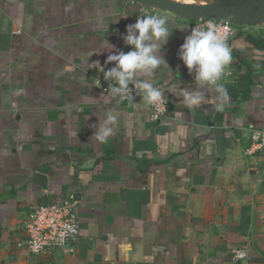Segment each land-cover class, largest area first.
I'll return each mask as SVG.
<instances>
[{"label": "crops", "instance_id": "obj_1", "mask_svg": "<svg viewBox=\"0 0 264 264\" xmlns=\"http://www.w3.org/2000/svg\"><path fill=\"white\" fill-rule=\"evenodd\" d=\"M157 12L171 34L168 69L152 78L167 98L156 123L143 99L105 103L92 63L113 67L105 41L131 50L126 26ZM192 28L133 0H0V264H232L236 248L264 264V151L250 143L264 129V22L229 42V99L204 89L196 108L178 91L195 88L178 57ZM109 111L113 135L98 143L94 125ZM71 194L74 255L19 246L32 208Z\"/></svg>", "mask_w": 264, "mask_h": 264}, {"label": "clouds", "instance_id": "obj_2", "mask_svg": "<svg viewBox=\"0 0 264 264\" xmlns=\"http://www.w3.org/2000/svg\"><path fill=\"white\" fill-rule=\"evenodd\" d=\"M170 34L167 18L157 12L140 15L135 23L126 26V34L122 39L131 50L113 51L115 45L105 41L106 46L102 51L111 54L107 55L104 64L114 66L105 70L99 61L92 63L94 69L102 73L104 81L107 82L105 103L116 98L133 102L135 92L148 105H166L164 89L154 86L152 78L161 65L168 69L161 53ZM178 57L193 76L195 83V88L191 90L180 88L177 84L182 103L190 108L199 107L205 99V94L201 91L204 89L214 90L222 101L229 99L227 89L220 83L233 59L226 34L214 26L192 28L178 49ZM96 80L100 82L98 78ZM222 106L220 104L218 108ZM116 120V116L110 111L97 117L91 138L98 143L107 142L113 135Z\"/></svg>", "mask_w": 264, "mask_h": 264}, {"label": "built area", "instance_id": "obj_3", "mask_svg": "<svg viewBox=\"0 0 264 264\" xmlns=\"http://www.w3.org/2000/svg\"><path fill=\"white\" fill-rule=\"evenodd\" d=\"M201 28L214 26L218 31L227 35V43L239 31L241 25L218 21H199ZM235 65L233 61L226 69V74L220 82L232 81L235 78ZM96 85L106 94L107 82L100 79ZM129 87H132L131 85ZM134 101L121 100L122 103L138 102L142 98L133 92ZM150 120L159 122L167 112V103L163 106L148 105ZM251 147L256 151H264V129L250 130ZM23 232L25 241L19 246L25 247L33 255H54L59 250L63 254L74 255L79 241L80 230L77 217V201L73 194L53 204H40L32 208ZM232 264H249L245 248H236L230 251Z\"/></svg>", "mask_w": 264, "mask_h": 264}, {"label": "water", "instance_id": "obj_4", "mask_svg": "<svg viewBox=\"0 0 264 264\" xmlns=\"http://www.w3.org/2000/svg\"><path fill=\"white\" fill-rule=\"evenodd\" d=\"M133 1L192 23L202 20L238 25L258 21L264 22V0H234L204 6L183 5L171 0ZM56 254H60V251L57 250Z\"/></svg>", "mask_w": 264, "mask_h": 264}, {"label": "rangeland", "instance_id": "obj_5", "mask_svg": "<svg viewBox=\"0 0 264 264\" xmlns=\"http://www.w3.org/2000/svg\"><path fill=\"white\" fill-rule=\"evenodd\" d=\"M174 1L185 3V4H193V3L190 2V0H174ZM229 1H234V0H215V1L214 0H212V1L211 0H205V1H201V2L197 1L194 4H209V3H212V2L213 3H225V2H229ZM155 10H157V9H155ZM157 11H160V10H157ZM161 12H163V11H161ZM163 13L169 14L167 12H163ZM169 15H171V14H169Z\"/></svg>", "mask_w": 264, "mask_h": 264}, {"label": "bare ground", "instance_id": "obj_6", "mask_svg": "<svg viewBox=\"0 0 264 264\" xmlns=\"http://www.w3.org/2000/svg\"><path fill=\"white\" fill-rule=\"evenodd\" d=\"M173 2H177V1H174V0H171ZM201 2V1H205V0H190L191 3L193 4H185V3H181V2H177L179 4H183V5H191V6H204V5H209V4H214L213 2L212 3H209V4H194L195 2ZM212 1V0H211ZM215 1V0H214ZM210 2V1H209ZM217 2V1H216ZM206 3V2H205Z\"/></svg>", "mask_w": 264, "mask_h": 264}]
</instances>
